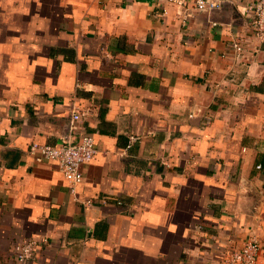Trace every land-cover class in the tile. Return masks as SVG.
<instances>
[{
  "label": "crops",
  "instance_id": "crops-1",
  "mask_svg": "<svg viewBox=\"0 0 264 264\" xmlns=\"http://www.w3.org/2000/svg\"><path fill=\"white\" fill-rule=\"evenodd\" d=\"M253 1L185 17L168 0H0V264L38 236L47 244L25 264H224L253 232L264 264ZM79 131L98 152L72 193L27 150Z\"/></svg>",
  "mask_w": 264,
  "mask_h": 264
},
{
  "label": "built area",
  "instance_id": "built-area-1",
  "mask_svg": "<svg viewBox=\"0 0 264 264\" xmlns=\"http://www.w3.org/2000/svg\"><path fill=\"white\" fill-rule=\"evenodd\" d=\"M168 1L179 6L181 13L186 17L190 14V8L198 12H216L229 0ZM245 13L249 15L248 28L251 34L264 42V0H254L249 3L245 8ZM230 45L237 55L244 52L245 46L241 39L232 40ZM81 117V110L77 106H72L69 123L71 130H78V121ZM130 138L134 137L130 136ZM27 152L35 162H55L73 193L83 181V166L94 159L98 148L92 133L79 131L71 133L55 143L32 141ZM256 167L261 168V165L257 164ZM116 203L121 204L122 202L118 200ZM251 211L256 225L262 226L264 224V198L261 191L257 192ZM42 244H47V238L44 236L16 239L11 243L9 253L18 264H25ZM260 251L259 236L253 232L241 246L226 252L223 262L224 264H260Z\"/></svg>",
  "mask_w": 264,
  "mask_h": 264
}]
</instances>
